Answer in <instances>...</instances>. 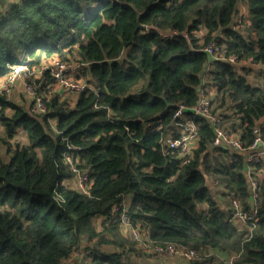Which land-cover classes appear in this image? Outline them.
Returning <instances> with one entry per match:
<instances>
[{"label":"trees","instance_id":"obj_1","mask_svg":"<svg viewBox=\"0 0 264 264\" xmlns=\"http://www.w3.org/2000/svg\"><path fill=\"white\" fill-rule=\"evenodd\" d=\"M216 39L236 64L204 51ZM54 60L79 65L86 87L74 100L53 90ZM18 64L32 103L0 93V264H66L80 249L90 259L78 264H143L168 245L196 250L187 264H264V157L215 146L214 128L189 111L196 147L162 148L201 90L244 148L257 126L264 139V78L251 82L264 76V0H0V81ZM20 134L28 142L12 144ZM67 157L89 171L88 194L64 183ZM250 178L257 220L239 228L226 198L252 212ZM124 200L141 242L111 214Z\"/></svg>","mask_w":264,"mask_h":264},{"label":"built area","instance_id":"obj_2","mask_svg":"<svg viewBox=\"0 0 264 264\" xmlns=\"http://www.w3.org/2000/svg\"><path fill=\"white\" fill-rule=\"evenodd\" d=\"M177 34V32H173ZM171 35V34H170ZM187 37L188 35L185 34ZM204 51L213 59L224 60L232 64L237 63V58L234 56L226 57L223 54V47L219 46L218 39L210 42L205 46ZM50 69L51 75L55 80L60 83L64 88L68 89L67 91L79 92L82 91L86 86L83 83L75 80L73 76L67 74V63L61 62L60 60H54L50 66L46 67ZM45 69V68H44ZM26 67L24 64H18L10 70L9 73L5 75L3 80L0 81V93L8 95L11 90V84L16 82V80L23 76L22 73L25 72ZM42 71V70H41ZM6 79V80H5ZM2 82V83H1ZM26 91L32 95V87L26 85ZM33 110L37 112H45L46 107L43 104L42 100L38 98L36 100V106ZM185 111H189L194 116H201L211 124L215 130V137L213 144L215 146H227L233 148L237 151L245 150L248 152V161L251 163L258 162L261 158L264 157V139L260 127H255L254 129V142L248 147L244 148L243 143L240 139V132L236 131L231 126L225 125L223 117L214 112V104L208 98L204 91L201 90V96L199 101L193 107L180 106L179 109L175 112L174 118L176 120H182L176 124L177 129L175 130L174 135L168 136L163 140L162 148L165 154H169L170 150H178L182 155H188L196 147L198 141V124L194 121L193 117L188 116ZM150 125V124H149ZM154 129H161L162 123L157 122L151 125ZM67 163L72 167L74 176V182L78 185V191L81 193L88 194L90 190V174L87 169H79L73 162L70 157H67ZM250 173V171L248 172ZM251 180V189H252V203L251 209L252 212L248 213L243 208L241 201L236 197L234 193L229 196L232 219L235 222L240 223L242 226H247L249 222L253 219H256L258 214V194L257 190L259 183L256 179L250 178ZM129 212V202L127 200L122 201L121 203L115 204L112 208L111 214L117 215L120 221L121 228L126 233L127 231L131 234L134 239L139 240L140 233L137 228H134L131 223V218L128 214ZM155 253L158 255L170 254L174 256H180L185 259H192L197 255L196 250L187 249L185 247H177L174 245H168L165 247L158 246L154 248ZM76 254H79L76 253ZM75 254V256H76ZM233 261H230L232 264Z\"/></svg>","mask_w":264,"mask_h":264},{"label":"rangeland","instance_id":"obj_3","mask_svg":"<svg viewBox=\"0 0 264 264\" xmlns=\"http://www.w3.org/2000/svg\"><path fill=\"white\" fill-rule=\"evenodd\" d=\"M245 16V14H244ZM25 58L23 57L22 58V62H24ZM53 61L51 62H48V63H45L46 65L50 66V64L52 63ZM67 63V62H66ZM78 66L77 64L73 65V64H70V63H67V74L69 76H73L75 78V80L79 81L80 83H83L85 84L84 82V76L80 78L77 77V75L79 74L78 73ZM36 76V75H35ZM36 77H39V76H36ZM27 76H21L19 77L16 82L12 83L11 84V90L10 92L8 93V95L4 96L7 98L8 101H11V102H14V103H17L18 105H22L26 108H28L31 103H32V96L26 91V85H27ZM263 78L264 76H258L256 79H254V81H251L253 84L255 85H259L262 83L263 81ZM6 80V79H5ZM253 80V79H252ZM2 83V82H1ZM53 90L54 88L56 90H60V92H63V94L65 95V97H68L70 99H75L76 97V92H72V91H67L68 89L64 88L60 83H55L53 85ZM55 90V91H56ZM76 94V95H75ZM10 114H11V111H10ZM0 135L1 136H4V128L2 126H0ZM17 138V139H16ZM15 139L11 140V143L13 144L16 140H19L21 143H26L28 142V139L23 135V134H20L18 137H16ZM0 154L3 158H6V154H5V147L4 145L0 146ZM73 178L71 179H68V180H65L64 183L66 185H68L69 187L71 188H74L76 190H78V185L74 182V180H72ZM213 190H214V193L215 195H218V197L221 199H223V195L221 193L218 194V188L214 187L212 184L210 186ZM128 201V200H127ZM221 201V200H220ZM226 201L228 202L229 206H230V201L229 199L226 198ZM235 225L239 228H242L243 226L238 223V222H235ZM125 236L127 237H130L132 238L131 236H129L128 234H125ZM133 239V238H132ZM133 240H137V239H133ZM144 238H143V235L140 236L139 240H137L138 242H141L143 241ZM155 249L151 248L147 251V256L148 257L147 259H144L143 260V264H187L190 260L194 259V258H197V255L195 257H193L192 259H185L183 257H180V256H174V255H170V254H165V255H158L155 253L154 251ZM86 250H82L80 249L79 250V254H76V256H74L71 260H69V263L71 264H75V259H82L83 260H89L90 258H88V256L85 254ZM209 252H212V250H210ZM207 253V252H206ZM220 257V255H218ZM228 260L230 261H234L235 259V256H227L226 257ZM147 260V261H145Z\"/></svg>","mask_w":264,"mask_h":264},{"label":"crops","instance_id":"obj_4","mask_svg":"<svg viewBox=\"0 0 264 264\" xmlns=\"http://www.w3.org/2000/svg\"><path fill=\"white\" fill-rule=\"evenodd\" d=\"M241 9H242L241 13H243V14L246 13V10H245V7H244V6H241ZM74 256H75V255H74ZM74 256H73V257H74ZM73 257H72V258H73ZM72 258H71V259H72ZM71 259H70V260H71ZM75 261H77V262H75V264H78V262H81L82 259H80V258L77 259V258H76ZM66 264H71V263H69V261H68Z\"/></svg>","mask_w":264,"mask_h":264}]
</instances>
